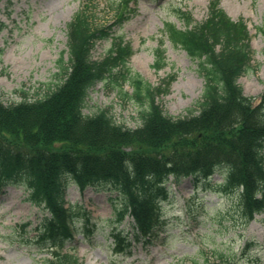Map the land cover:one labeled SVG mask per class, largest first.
<instances>
[{
	"label": "trees",
	"instance_id": "trees-1",
	"mask_svg": "<svg viewBox=\"0 0 264 264\" xmlns=\"http://www.w3.org/2000/svg\"><path fill=\"white\" fill-rule=\"evenodd\" d=\"M87 1L96 8L95 0ZM129 1L108 3L115 18L110 25L96 24L89 7L74 14L67 25L68 59H59L63 78L44 96L10 104L0 98V193L9 185L21 186L27 200L47 213L33 237L41 251L49 252L44 264H82L78 254L66 250L82 229L83 215L82 207L66 206L70 183L116 191L118 221L134 219L136 241L158 238L161 203L169 196L171 177L179 181L194 176L218 195H237L245 224L264 212V95L254 105L239 84L254 55L246 22L233 20L221 0H210L204 21L180 10L184 28L165 24V36L199 61L205 77L196 107L185 116H173L158 98L175 77L152 86L134 74L128 67L133 49L122 37L114 40L103 60L92 59L95 44L135 12ZM259 31L264 34V29ZM163 45L161 41L155 50L157 69L166 64ZM99 82L116 85L121 92L125 83L133 87L131 94H123L139 104V126L118 123L107 108L86 113L89 92ZM217 172L224 181L211 183ZM83 232L87 236L89 230ZM110 235L116 253L130 249L125 230L111 229ZM236 256L232 249L216 251L205 264H238Z\"/></svg>",
	"mask_w": 264,
	"mask_h": 264
},
{
	"label": "rangeland",
	"instance_id": "rangeland-1",
	"mask_svg": "<svg viewBox=\"0 0 264 264\" xmlns=\"http://www.w3.org/2000/svg\"><path fill=\"white\" fill-rule=\"evenodd\" d=\"M108 0H98L96 8L87 0H0V97L7 103L24 98L44 96L63 76L59 59H67V23L81 8L89 7L98 25L112 24L114 14ZM210 0H132L136 13L122 26L112 30L111 37L99 41L92 49V59L103 60L114 38L124 37L134 50L129 66L152 86L175 76L167 93L158 102L173 116H185L196 107L205 84L197 60L174 46L165 37L164 25L174 22L184 27L179 10H188L197 22L208 16ZM221 6L233 19L243 18L250 31L254 49L252 68L239 83L244 93L262 101L264 95V0H221ZM164 41L166 64L156 69L155 50ZM116 85L99 82L90 90L86 113L107 108L116 121L128 127L140 125L139 104L124 96ZM216 173L210 180L220 183ZM194 176L176 182L170 179L169 197L162 202L165 222L159 238L151 242H134L131 217L121 224L115 213L120 205L118 193L111 189H80L71 183L66 192L68 204L82 208L81 231L66 248L75 249L82 264H205L216 251L237 253L238 264H264V213L245 224L238 196L223 197L213 193ZM27 191L11 185L0 194V264H44L47 251H40L38 240L26 238L21 225L31 221L36 226L45 215L38 206L26 200ZM125 229L133 240L131 254L114 252L110 242L112 228ZM84 229L89 233L85 236ZM91 231V232H90ZM32 231L30 236H34ZM248 248H245L246 244Z\"/></svg>",
	"mask_w": 264,
	"mask_h": 264
}]
</instances>
